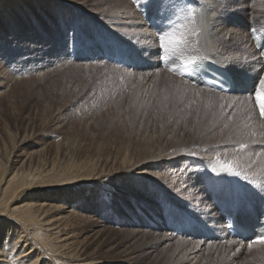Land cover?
<instances>
[{
	"label": "rangeland",
	"instance_id": "374dc122",
	"mask_svg": "<svg viewBox=\"0 0 264 264\" xmlns=\"http://www.w3.org/2000/svg\"><path fill=\"white\" fill-rule=\"evenodd\" d=\"M187 1L0 0V164L22 163L37 173L27 191L64 202L55 218L82 264H264V244L232 245L204 212L224 226L220 203L232 192L245 197L246 187L256 206L235 199L239 220L260 216L264 119L254 93L264 66L248 74L232 65L253 53L247 33L236 46L225 35L240 28L229 24L216 44L242 91L192 87L181 76V47L200 30L188 22ZM142 21L154 33L153 55L141 48ZM162 35L181 43L165 53ZM210 105L225 106L221 119ZM200 191L212 208L201 210Z\"/></svg>",
	"mask_w": 264,
	"mask_h": 264
},
{
	"label": "bare ground",
	"instance_id": "6f19581e",
	"mask_svg": "<svg viewBox=\"0 0 264 264\" xmlns=\"http://www.w3.org/2000/svg\"><path fill=\"white\" fill-rule=\"evenodd\" d=\"M192 4L196 6L193 11L190 10ZM182 8H184V10H188V22L200 30L199 35L196 37L197 40L189 38L186 40V45L184 44L185 46L181 47V53L185 52V55L187 56L184 58V62L181 63L182 66L186 65L190 60H194L196 58H208L219 68L228 72L233 77L235 83V89L232 93L227 95H221L218 92L217 93L225 97L240 93L242 91V77H237L236 70L231 66V64L227 63L224 58L226 55L224 54L221 43L217 45L216 42H221L220 35H223V29L227 28L229 24L232 25L233 23H236L240 26V28L235 30L231 28L232 26L228 27L230 31L225 33V35H233L229 38L236 46L238 41L243 39L245 37V33H247L249 42L248 45H250L252 49L253 58L251 59L252 61H249L248 63L242 62L238 59H231L232 65L235 64L237 66L243 64V66H246L244 67V70H247L246 72H248V74L252 71L250 69L251 64L261 67L264 66L260 54L253 48L251 43V34L248 31L250 28L264 29V0H188L186 6ZM202 17H207L209 20L206 28L201 26ZM144 23L145 22L142 21L137 22L136 24L141 26V29H144L149 33L148 34L146 32V37L148 36V38H146L147 40L144 41V45L141 46L142 49L149 51L151 50L150 46L154 45L152 42L154 43L155 38L153 36L154 33H152L149 28L144 25ZM221 27L225 28L221 29ZM144 30H142V32H144ZM148 42L150 46L149 44H146ZM149 53L150 55H153V50H151ZM190 84L192 87L197 88L196 90L200 91L201 93L204 92V90L208 93H213V90L206 87H201L200 85H196L192 82H190ZM12 161L13 165L10 169H8V167L6 169L3 164H0V264H16L17 261H22L24 259L25 260L22 262V264H82L79 259V251L75 246L76 244H74L72 239L69 237V233L62 229L64 231L63 232L59 227V223H61L62 218H55L58 214H61L60 211L65 208L64 202H57L56 206L53 202L43 199L44 195L37 194L35 196L33 191H27L29 188H31V185L28 186L32 181L30 178L37 175V173H31V175L29 172H25L24 168L22 169V163L20 166L21 168L16 170L14 169V165H17L18 163H16L14 160ZM27 168L28 167L25 169ZM254 184L260 187L263 186L262 184L255 182ZM242 189L244 190L243 195L246 194L245 197H242L237 192H232V194L222 201L219 206L222 205L221 207H225V205H228V203L230 205H235L237 203L235 199L237 200L238 198L240 201L238 204L240 206L244 200L248 201V204L255 207V194L247 193L248 189L246 187ZM262 192L264 196V187L262 188ZM198 193L201 194L199 195L201 200L198 202L201 204V210L202 207L205 208L208 205L210 206L207 201V197L203 195V192L200 191ZM23 198H28L27 203L22 201ZM195 199H197V197ZM70 203L71 201L68 204ZM210 207L212 208V206ZM204 212L208 214L207 218L209 219V222L216 226L218 224L222 234L227 237L228 233L225 229L226 223L224 222V219V226H222L221 219L217 216V213L215 215L213 214V211L210 212L208 210H204ZM248 214L250 218H241L243 223L246 224L245 226L242 225L240 220L239 222L248 231V233H251L254 227L251 229L249 227V222L255 226L254 223H256L259 218H254V215L249 211ZM230 240L232 245H236L237 242H244L243 240L237 241L236 239H232V237ZM240 246L241 245H239V247Z\"/></svg>",
	"mask_w": 264,
	"mask_h": 264
},
{
	"label": "snow or ice",
	"instance_id": "6c2138e0",
	"mask_svg": "<svg viewBox=\"0 0 264 264\" xmlns=\"http://www.w3.org/2000/svg\"><path fill=\"white\" fill-rule=\"evenodd\" d=\"M149 3V0H145L143 6H146L147 4ZM225 9V8H224ZM209 23V20L207 17H202L201 18V26L206 28L207 25ZM160 48L163 52L167 53L170 51V45H178L181 43V41L175 37V36H172V35H162L160 36ZM162 58H166V57H162ZM195 63V61H192L190 62V64L188 65H185L184 67V71L187 72L189 71L191 65H193ZM172 70V69H170ZM191 70H192V67H191ZM184 73L182 72L181 75H183ZM254 97H255V100H256V103L258 105V109H259V117L261 119H264V79H262L260 81V85L259 87L256 89L255 93H254ZM179 102V98L178 97H173L171 103L173 104H176ZM235 103H243L242 101L239 100V98H237V100L235 101ZM209 107H211L213 109V115L217 118V119H221L222 118V114L223 112L225 111V106L224 105H221L220 106V109L219 111H216L215 110V105H210ZM228 108H231L233 107V105H228L227 106ZM237 113H233V115H236ZM227 119L231 120L232 119V116H228ZM225 129H228L230 127V125L228 124H224L223 126ZM232 128H235V125H232L231 126ZM245 145L244 144H241L240 145V148H244ZM223 166V165H222ZM254 243H261V244H264V237H260L258 238L257 240H254L252 243H250L248 246L249 248L252 247V245ZM25 260V259H24ZM24 260L22 261H17L16 264H22V262H24Z\"/></svg>",
	"mask_w": 264,
	"mask_h": 264
}]
</instances>
